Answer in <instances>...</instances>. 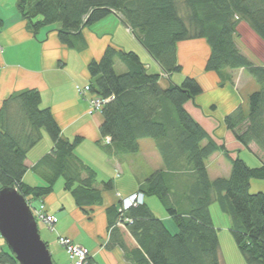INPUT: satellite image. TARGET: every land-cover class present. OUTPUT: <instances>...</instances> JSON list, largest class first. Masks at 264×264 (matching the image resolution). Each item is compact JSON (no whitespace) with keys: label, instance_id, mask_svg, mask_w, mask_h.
Listing matches in <instances>:
<instances>
[{"label":"trees","instance_id":"16d2710c","mask_svg":"<svg viewBox=\"0 0 264 264\" xmlns=\"http://www.w3.org/2000/svg\"><path fill=\"white\" fill-rule=\"evenodd\" d=\"M15 2L32 32L59 23L57 37L70 48L85 47L82 29L114 13L167 74L183 70L177 59L178 43L204 40L209 47L205 71L243 68L258 83L260 88L251 91L245 104L223 121L242 147L248 150L254 143L264 153V63H254L236 44L240 21L264 42V0ZM116 59L125 66L121 73L114 69ZM86 68L88 94L105 100L99 110L104 146L115 154H135L140 140L150 138L167 168L150 173L138 190L143 199L154 196L161 202L174 231L145 199L125 210L120 202L105 209L106 233L120 245L125 258L132 264H222L218 230L210 214V206L216 203L229 217L231 236L246 263L264 264V192L250 191L251 180H264V158L252 167L239 155L231 156L186 111L184 104L203 91L198 79L185 75L182 82L163 90L159 74L149 71L136 52L110 45L99 59L89 60ZM40 102L37 89H25L5 97L0 106V188L12 186L26 200L37 199L50 195L62 179L63 189L89 217L91 207L101 202V190L110 189L112 182L104 180L101 188L95 186L96 171L74 149L82 138L65 137L50 107L42 108ZM41 130L52 146L30 167L43 182L29 184L23 180L24 160L41 138ZM218 150L230 169L227 175L210 179L205 161ZM0 264H18L2 240ZM85 264H94L91 255Z\"/></svg>","mask_w":264,"mask_h":264},{"label":"crops","instance_id":"0c3cea01","mask_svg":"<svg viewBox=\"0 0 264 264\" xmlns=\"http://www.w3.org/2000/svg\"><path fill=\"white\" fill-rule=\"evenodd\" d=\"M15 3V0H0V18L2 19L0 26V106L8 95L25 89H37L41 97L40 106L42 108L50 107L53 118L61 128V133L68 139L74 136L82 138L74 148L76 154L96 171V187L101 188V182L111 180V188L101 190V202L91 207V216L89 217L81 212L73 200L71 202V200L66 201V199L60 198V191L63 189L62 179L61 186L56 187L55 184L52 193L43 199L48 213L56 216L54 223L56 237L57 235H66L74 243L82 245L91 255L94 264H113L114 257L111 251H104L108 255L106 256L99 248L100 239L106 235V207L118 205L116 192L121 196L135 192L150 173L157 169L166 170L167 168L164 166L162 156H160L153 140L146 141V138L140 140V149L135 154H115L112 149L104 146L105 139L100 136L99 132L103 116L99 111L90 112L87 98L92 95L87 94L86 97H83L78 94L76 89L77 86H84L89 82L90 75L86 68L88 61L99 59L104 49L110 45L116 50L136 52L140 61H143L149 71L159 74L157 81L163 90L171 83L182 82L185 75L198 79L203 91L194 99L188 100L184 104V108L190 112L196 122H200L218 144H224L228 153L231 150L239 152L242 146L236 141L233 133L226 129L223 118L240 104L244 105L247 95L241 94L242 86L237 88L236 84H233L235 79L230 77L237 70L228 68L217 73L204 70L209 47L202 39L185 40L178 43L177 59L183 70L180 73L167 74L160 69L155 60L151 59L142 45L134 38L131 30L114 13L108 14L113 17V19L108 18L112 20L110 22L102 21L108 15L97 21V23H101V27L111 25L112 28L100 29L95 26L97 23L87 26L82 29L85 47L70 48L61 43L57 37L56 29L60 27L59 23L45 25L36 32H32L25 19L16 10ZM242 27H248L252 31L247 24L240 21L237 26L239 36L236 39V44L254 63H264V42L256 34L262 45L258 57L250 55L239 45L240 28ZM122 65L123 71L125 66ZM44 133L46 132L41 130L42 138ZM44 141V144H41L40 140L28 149L24 160L27 167L23 177L25 182L31 171L30 167L36 163L39 157L50 152L52 141L49 143ZM248 150L252 153V160L259 165L264 158V153L259 151L254 143L248 146ZM216 153L223 155L224 164L227 165L222 173L216 172L215 169L217 161L214 155ZM139 157L145 162L143 164H146L147 168L143 169L140 167L143 165L137 163L141 162ZM205 165L210 179L227 175L230 169V164L220 150L212 153L205 161ZM34 175L37 176L32 177L35 182L30 183L40 184L43 179ZM126 181L129 185L125 187ZM254 181L255 179L251 180L250 184ZM259 185L263 186L264 182ZM144 199L154 212H158L156 215L167 224L169 229L174 231L173 221L167 216L164 209L156 206L154 196ZM216 205L213 203L211 207H216ZM211 207L210 214L213 218ZM213 222L217 228L214 218ZM44 240L47 242L54 263L70 264L68 256L57 241L54 240L51 245L48 238ZM121 257L122 259L118 260L120 264H132L124 254Z\"/></svg>","mask_w":264,"mask_h":264},{"label":"rangeland","instance_id":"374dc122","mask_svg":"<svg viewBox=\"0 0 264 264\" xmlns=\"http://www.w3.org/2000/svg\"><path fill=\"white\" fill-rule=\"evenodd\" d=\"M108 18L113 19L112 16L108 15V17L105 18L102 21H104V22L112 21V20H110ZM100 24L101 23H97L95 26L100 28V29L104 28V30L107 29L108 27H111V25L110 26L101 27ZM240 35L241 36H240V39H239V43H240L239 45H241L245 50H247V52L250 55H257V57H258L259 51L262 50V45L260 44L259 39L256 37V35L253 34L252 31H250L248 29V27L240 28ZM122 64L123 63L118 62L117 59L115 60L114 69H115L116 72L121 73V71L123 69V65ZM230 77L232 79H235L234 80L235 83H233V84H236L237 88L242 86V88H243V89H241V94L242 95H244V94L248 95L251 91H254V90H257V89L260 88L258 83L255 81V79L253 77H251L246 71H244L243 68H238L237 71H234V75L230 76ZM249 77H250V80H249ZM78 94H79V92H78ZM92 111H96V110H92ZM40 140H41V144L45 143L44 140H46V142H48V143L51 141L50 138L48 137L47 133H44L43 138L41 137L39 139V141ZM145 140L147 141V140H152V139L146 138ZM145 142H142V143L144 144ZM103 144L105 145L106 142H103ZM231 148H229V149H231ZM229 153H230L231 156H234V157L236 155H239V157L244 159L252 167H254L255 165H258V164H256L257 162H254V160H252V158H251L252 153L249 152V150H247L244 147H241V150L239 152H238V150H231V152H229ZM214 156H216L215 160L217 161L215 163V164H217L216 167H215L216 172L222 173V171L225 170L226 166H227L226 164H224L225 160H223V155L222 154L218 155V153H216ZM139 159H140V157H139ZM140 160H141V162L140 161L137 162V163H140L141 165H143V166H140V167H143V169L147 168L146 164H143L145 162L142 159H140ZM220 175H222V174H220ZM33 176L37 177V176L34 175L33 172L30 171L28 177L26 178V182L29 183V184H30V182H35V181L32 180ZM126 177H128V175H126ZM38 179H40V178H38ZM41 179H42V177H41ZM60 181H61V179H58L57 183H55L56 187L61 186L60 185ZM42 182L43 181H41V183ZM255 182H258V183H255ZM262 182H264V180L255 179L254 183L253 182L251 183L252 185H251L250 191L251 192H255V191H263L264 192V185L263 186L259 185V184H262ZM128 185H129V183L126 181L125 187L128 186ZM52 191H51V193H52ZM61 191L63 192V194H62ZM61 191H60V193H61V197L60 198H62V200L66 199V201H68V200L70 201L71 200V202H72L73 199H72L70 193L66 192L63 189H61ZM135 192H137V191H135ZM118 194L119 193L116 192L117 197H118ZM154 199L156 200V206L158 208L160 207L161 209H163V206H162L161 202L158 199H156V197H154ZM27 201H28L29 205H31V203L35 204V205H32L33 207L31 206L32 207V213H33L34 216H36V223H37V226H38V232H39V235L41 236V239L44 240V239L48 238V240L51 242V245H52V242H54V240H55V241H57L58 245L61 246L60 245V240H59V235H57V237H56L55 233H54L55 232L54 223L56 221L51 223V222H49V220L44 219V216L42 215L41 204L44 207H47L45 202H44L43 197L37 198V199L31 198V199H29ZM36 208H39V209L36 210ZM214 208H215V210H214ZM211 209H212L211 210L212 211V216L215 219V223H216L217 228H218V239H219V249H220V260H221V263L222 264H247L245 259H243L239 249H237V247L235 245V241H234V239L231 236L230 228H229V222H230L229 217L227 216L226 213H223L220 210V207H218V205H216V207H213V208L211 207ZM155 213H158V212L155 211ZM0 240H2V242L4 241L3 238H1V236H0ZM44 241L46 242V240H44ZM99 244H100L99 248H100V250L103 253H105L104 251H106V250L107 251H111V254L114 257V263L113 264H120V262L118 260L120 258L122 259V257H121V255H123L122 248L120 247V245L115 244L113 241H111L109 239L108 233H106L104 238L100 239V243ZM61 247L64 250V252L66 253V256H68V254L66 252V248H64L63 246H61ZM105 255L108 256L106 253H105ZM68 259H69L70 264H73V262H72L73 259H71L70 256H68ZM66 262H67V259H66Z\"/></svg>","mask_w":264,"mask_h":264},{"label":"water","instance_id":"95a60500","mask_svg":"<svg viewBox=\"0 0 264 264\" xmlns=\"http://www.w3.org/2000/svg\"><path fill=\"white\" fill-rule=\"evenodd\" d=\"M0 236L18 264H55L27 200L12 186L0 188Z\"/></svg>","mask_w":264,"mask_h":264},{"label":"built area","instance_id":"2783aa9c","mask_svg":"<svg viewBox=\"0 0 264 264\" xmlns=\"http://www.w3.org/2000/svg\"><path fill=\"white\" fill-rule=\"evenodd\" d=\"M88 90H89L88 84L84 86H80V85L77 86V91L79 92V94L85 97L89 93ZM87 101L90 106L89 110L91 112L92 110L99 111L102 106L101 104L105 100L99 99L98 97H95V96H90V98H87ZM143 197L144 195L142 191L137 190V192L126 194V196H121L120 194H118V201L121 203L122 209L125 210L130 206H135V205L142 203L144 201ZM27 204H28V201H27ZM32 205H35V204L31 203V205H29L31 211L33 207ZM37 209L39 208H36V210ZM41 211H42V215L44 216V219L49 220V222L51 223L56 221V216H54V214H49L47 211V207H44L42 204H41ZM35 219H36V216H35ZM59 240H60V245L66 248V252L68 256H70V258L73 259L72 260L73 264H85V259L88 255L87 249H85L82 245H79L76 242L74 243L73 240L66 235L64 236L59 235Z\"/></svg>","mask_w":264,"mask_h":264}]
</instances>
